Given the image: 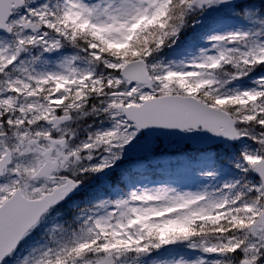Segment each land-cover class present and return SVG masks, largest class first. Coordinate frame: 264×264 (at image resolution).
<instances>
[{
	"label": "rangeland",
	"instance_id": "rangeland-1",
	"mask_svg": "<svg viewBox=\"0 0 264 264\" xmlns=\"http://www.w3.org/2000/svg\"><path fill=\"white\" fill-rule=\"evenodd\" d=\"M163 1L70 0V5L74 15H82L83 22L92 24L95 31L110 42L113 53L124 43L128 27L133 22L143 16L147 17L146 23L156 19L157 7ZM260 3V0H242V16L238 11L231 15V7L224 8L216 1L202 8L193 1L188 4L185 17L192 20L187 21L189 29L203 23L207 28L201 30L195 42L183 45L192 47L188 53L186 48L181 49L182 46L176 49L179 43L164 49H176L169 55H165L160 48L155 53H146L145 62L153 81L151 90L124 81L119 71L127 59L122 55L102 58L95 50V46L99 47L98 43L83 55L80 51L62 52L57 38L50 32L52 22L46 17L49 0H30L26 8L15 14L12 26L32 20L47 30L31 34L19 29L11 36L0 34V104L7 110L15 109L17 99L20 102L17 109L22 115L15 122L11 115L5 113L12 131L4 130L8 137L0 140V153L4 146H8L13 150L15 159L0 182V197L12 184L20 186L31 197L41 195L58 185L59 177L66 174H92L96 178L114 174L119 177L117 183L120 185L112 190V205L95 193L91 205L82 206L81 202L74 201L69 204L67 209L76 210V216L67 222L61 220V213L47 214L3 264H89L100 261L106 254H112L116 264H214V260L222 258L216 246L212 249L213 244L207 236L189 237L184 234L179 238L175 233L169 242H162V245H168L174 240L165 248L167 255L158 258L136 255L141 241L148 243L150 239L151 234L146 228L150 222L148 219L157 222L155 226L161 235H165L166 231L187 228L191 221L204 220L228 201L225 210H231L233 193L224 186L229 180V168L240 163V173L245 176L246 169L255 161L264 159V134L253 137L248 129H242L241 141L244 137L257 143L240 142L239 149L227 148L234 155L212 149L200 157L162 156L156 163L154 154L168 150L192 155L181 139L146 138L120 112H116L114 106L139 105L143 99L169 93L200 94L215 99H221L228 93L251 94L246 84L254 83L262 74L253 65L264 58V36L260 35L264 33L258 28L260 20L251 14L258 13ZM220 9H227L228 17L212 20ZM255 25L258 33L254 31ZM164 28V23L157 25V41L161 40L159 33ZM148 30L152 31L149 24ZM177 73L180 74V81L175 77ZM182 75L189 78L183 81ZM94 76V82L89 85L96 93L92 97L95 100L92 107L88 108L89 103L84 100L75 108L73 124L57 132L58 136H66L70 140L65 149L56 152L61 163L57 178L40 183L34 181L32 175L42 160L41 152L31 144V140L37 138L42 144L52 133L47 126L50 107L42 106L37 98L32 97L43 85H49L53 91L49 97L50 105L62 104L72 89L77 91L78 100L82 99L80 84L85 82V77ZM103 81L108 92H103ZM241 156L244 157L242 163L239 162ZM145 159L152 165L144 164ZM152 166L155 169L161 167L169 177L167 181L150 178ZM144 169L148 170L146 175ZM134 172L136 176L132 175ZM250 182L251 191L259 193L260 185L252 180ZM255 209L257 214L260 209L258 204ZM252 212L255 213V210ZM112 227L113 232L123 238L124 247L111 249L100 237ZM263 240L264 231L249 236L241 252L242 257L254 264L257 261L264 264ZM93 241H100L99 249L88 248ZM230 264H234L232 259Z\"/></svg>",
	"mask_w": 264,
	"mask_h": 264
},
{
	"label": "trees",
	"instance_id": "trees-1",
	"mask_svg": "<svg viewBox=\"0 0 264 264\" xmlns=\"http://www.w3.org/2000/svg\"><path fill=\"white\" fill-rule=\"evenodd\" d=\"M192 0H167L166 3H161L157 10V20L149 23L148 30L145 26L140 25L136 29V33L130 38L128 45L120 46L119 50L113 51L110 49V43L104 39V37L97 31L90 23L83 22L80 18L75 17L69 10L68 0H52L51 8L49 10V15L51 18L56 20L58 29L56 30L65 44L67 41V46L69 51L82 50V48H88L89 46H94L96 43L99 44L97 49L104 55H122L126 58H134L136 56H141L147 51H155L159 48V45L169 47L172 44L179 43V48L191 40L195 41L196 36L201 32L199 27L195 29H189L188 22L191 21L190 18H186V6L191 4ZM167 4V5H165ZM164 5V6H163ZM225 9H221L220 18L227 16ZM217 18V17H216ZM259 23L260 31L264 33V6L259 9ZM161 22V23H160ZM182 22V26L179 24ZM158 23H164L166 28L161 29L162 35L160 41H157V33L155 31ZM206 24L204 23V26ZM206 27H203L205 29ZM154 29V30H153ZM67 36V38H65ZM176 41H174V39ZM113 55H112V54ZM260 62L256 61L253 65L254 69L262 72L260 79L256 84H251L249 87L252 89L253 95L239 96L235 94H230L229 96H224L221 101H216L221 107L226 109L228 112L232 113L237 117L241 123L246 125L248 128L264 134V58ZM233 63H236L233 60ZM74 99V97H71ZM212 100L215 101L212 97ZM242 127V126H240ZM252 136H254L252 134ZM225 153L233 155V152L224 150ZM240 162L242 159L240 158ZM244 173L239 172L238 179L233 182V189L235 192V200L233 201L232 209L221 210L213 213L204 220H197L195 222H190L187 228H178L174 232L166 231L165 235H161L159 228L156 227L157 222H149L146 228L149 229L148 243H143L139 245L138 256H144L148 258H155L164 255L166 247L170 244L162 245V242H169L173 233L175 236L182 237L186 234L189 237L193 235H205L209 238L211 243L217 247V250L224 256V262L222 264H230L231 259L234 264L236 259L239 257V250L246 243L247 229L250 224L255 220L256 215V205H261L260 195L256 191H251L252 176L249 169H246L245 176ZM113 179H111L112 181ZM256 182V181H255ZM252 207V208H250ZM255 210V213L252 211ZM252 213L254 216H252ZM145 231H143V234ZM105 239V244L111 249L117 247H124L125 243L122 241V237L119 234L109 232L100 236ZM120 238V239H119ZM143 238H145L143 236ZM164 240V241H163ZM174 240H171V243ZM100 241H93L89 243V249H99ZM157 244V245H156ZM132 248H134L132 246ZM161 249V251H159ZM238 250V253L236 252ZM136 255V256H137ZM235 260V261H234Z\"/></svg>",
	"mask_w": 264,
	"mask_h": 264
},
{
	"label": "water",
	"instance_id": "water-1",
	"mask_svg": "<svg viewBox=\"0 0 264 264\" xmlns=\"http://www.w3.org/2000/svg\"><path fill=\"white\" fill-rule=\"evenodd\" d=\"M222 4H234L239 0H218ZM199 5H205L209 0H196ZM23 0H0V30L11 33L7 22L12 16L13 10L22 8ZM25 30L37 32L41 28L36 24H26ZM121 76L130 84H144L151 86L146 66L142 61L127 64L121 71ZM126 118L134 122L148 136L175 135L186 138L199 149L215 146L220 143L235 144L239 140L235 121L225 112L210 107L191 97L168 96L153 98L142 102L140 107H118ZM70 121V117L55 118L49 123L54 128ZM201 128V131H199ZM192 129L193 132L185 131ZM65 141L57 142L63 147ZM54 144V143H53ZM51 150L43 153L45 164L41 174L46 170L54 172L58 168V162L50 161ZM10 163L8 153L0 162V175ZM252 174L262 184V213L253 224L251 234H255L260 228H264V160L256 162L252 167ZM47 176V175H46ZM37 177H41L37 175ZM81 186L72 180L55 189L40 201H26L15 197L0 208V263L18 245L23 236L38 222L40 217L51 207L70 198L73 192ZM97 264H114L111 256ZM241 264H251L243 261Z\"/></svg>",
	"mask_w": 264,
	"mask_h": 264
},
{
	"label": "flooded vegetation",
	"instance_id": "flooded-vegetation-1",
	"mask_svg": "<svg viewBox=\"0 0 264 264\" xmlns=\"http://www.w3.org/2000/svg\"><path fill=\"white\" fill-rule=\"evenodd\" d=\"M55 113H56V114H60V113H61V111H59V110H56V111H55Z\"/></svg>",
	"mask_w": 264,
	"mask_h": 264
}]
</instances>
